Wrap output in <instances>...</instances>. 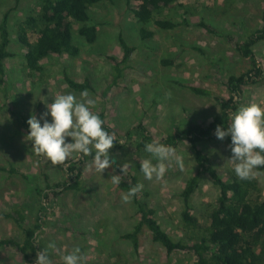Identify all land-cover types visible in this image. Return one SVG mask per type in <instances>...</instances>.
I'll list each match as a JSON object with an SVG mask.
<instances>
[{"label": "rangeland", "instance_id": "obj_1", "mask_svg": "<svg viewBox=\"0 0 264 264\" xmlns=\"http://www.w3.org/2000/svg\"><path fill=\"white\" fill-rule=\"evenodd\" d=\"M263 11V0H180L176 8L157 15L159 20L180 26L164 31L151 24L148 28L155 33L154 38L143 40L126 0L104 2L91 10L92 24L99 31L97 42L89 44L80 37V26L75 23L79 56H52L41 63V72H34L27 67V49L18 42V33L29 16L39 15L38 0H0V24L7 16L9 51L13 54L4 61L6 83L0 86V241L22 243L23 228H33L42 216L36 243L39 251L49 243L56 244V250L50 251L53 264H63L61 257L75 247L87 255L86 264H194L192 254L169 255L147 229L136 252L123 238L139 221L136 207L132 201L124 202L126 193L109 181L113 174L120 175L124 163L132 164L129 171L144 184L143 192L148 196L143 199L155 209L165 231L176 240L190 241L191 234L185 232L182 222V192L195 170L194 150L182 143L177 157L183 161V168L173 163L162 179L149 181L140 169L141 161L150 154L137 153L134 147L138 138L130 139L128 133L144 123L160 141L186 124L208 125L219 113L215 97L229 96L228 78L251 69L249 60L233 44L243 42L260 28ZM202 21L214 27L216 34L201 27ZM121 37L134 51L128 64L121 66L124 77L110 87L114 81L110 58L123 59ZM29 38L34 41L37 34L30 32ZM254 53L264 72V41L254 47ZM163 60H174V65L164 66ZM66 77L78 83L91 82L94 90H88L89 97L96 102L92 110L117 133L119 141L110 150L116 164L102 175L90 167L92 160L83 161L82 157L53 165L43 155L34 154L26 138L22 119L33 114L44 117L47 104L54 103L60 94L80 98L81 92L71 89ZM192 87L212 95H197ZM240 102H264V82L246 86ZM47 119L51 121L50 116ZM202 149L226 181L236 176L227 144L207 143ZM71 163L81 174L82 190L60 191L54 202L43 199L41 193H49L48 186L56 190L57 184L72 177L67 171ZM256 178L264 197V174ZM218 196L219 191L204 178L192 199L202 224H208ZM15 210L25 215L22 226L5 217ZM0 264L29 263L11 244L0 247Z\"/></svg>", "mask_w": 264, "mask_h": 264}, {"label": "trees", "instance_id": "obj_2", "mask_svg": "<svg viewBox=\"0 0 264 264\" xmlns=\"http://www.w3.org/2000/svg\"><path fill=\"white\" fill-rule=\"evenodd\" d=\"M180 0H126L130 12L134 15L138 25L140 37L143 40H151L155 33L149 30V25L154 24L161 30H174L180 26L179 23L170 20H159L157 15L166 10L176 8ZM104 2L113 0H38L40 13L38 16H29L24 25L19 29L18 42L27 49L26 64L29 70L41 72V63L52 56H68L76 58L81 49L75 42V23L79 24L78 34L89 44H95L99 38L96 25L92 24L91 10ZM264 3V0H263ZM7 16L0 24V86L5 85L4 61L13 54L9 51L11 44V32L7 23ZM200 26L207 31L216 34V29L210 24L202 21ZM35 32L37 38L31 41L29 33ZM264 41V11L261 26L250 34L243 42H234L237 52L251 63V69L240 75H232L228 78L226 86L229 96L215 97L219 105V113L208 124L189 123L184 125L161 143L172 145L178 150L182 143H188L194 150L195 170L188 179L182 192L183 212L182 222L186 233H190V241L176 240L169 235L160 222L156 219V211L143 199L148 194L143 190L131 201L136 207L138 223L133 231L123 236L130 241L136 252H139L141 236L147 229L155 243L160 244L169 255L175 253L192 254L195 258L194 264H264V197L259 181L254 179L241 181L236 176L226 181L211 163L208 155L202 147L207 143H224L229 147L231 138L221 141L217 139L215 131L217 126L228 127L232 114L240 107L244 88L251 84L264 82V72L261 62L256 58L254 47ZM120 45L123 50V59L118 61L110 58L113 65L114 81L110 87L116 85L124 77V69L134 51V48L121 37ZM162 65L172 66L174 60H163ZM69 87L77 92L94 90L91 82L78 83L66 77ZM197 95L210 96L209 91L191 88ZM107 98V93L105 94ZM101 119L104 120L103 116ZM29 119H22V127L29 134ZM105 130L113 131L104 124ZM130 139L137 137L134 150L137 153L145 151V144L152 142L155 138L148 131L144 123L128 133ZM156 140V139H155ZM119 141V140H118ZM117 141V142H118ZM92 156L82 157L83 161L92 160ZM5 170V169H2ZM71 173L64 184H57L56 190L48 186L49 193L42 194L43 199L54 202L60 197V191H81V174L76 165L71 163L67 169ZM264 174V168L258 170ZM120 175H123L119 170ZM206 178L218 191L216 199L208 215V224H202L195 215L192 199L200 188L202 180ZM136 174L128 173L123 176L119 188L125 193L130 187L140 184ZM13 219L22 226L25 215L15 210L5 216ZM42 216L33 228H23L24 239L20 243L17 240L0 241L1 246L11 244L17 246L24 259L29 264H35L39 252L36 243V232L42 228Z\"/></svg>", "mask_w": 264, "mask_h": 264}, {"label": "clouds", "instance_id": "obj_3", "mask_svg": "<svg viewBox=\"0 0 264 264\" xmlns=\"http://www.w3.org/2000/svg\"><path fill=\"white\" fill-rule=\"evenodd\" d=\"M95 104L87 90L80 93V98L72 93L60 94L54 103L47 104L44 117L37 118L33 114L27 121L29 134L26 137L33 145L32 152L43 155L53 165H65L68 160L92 156L90 167L102 175L116 164L110 150L117 144L118 137L115 131L105 130V121L92 110ZM215 135L221 141L231 138L230 161L235 163L234 173L239 180L254 179L258 170L264 168V102L241 105L232 114L228 127L218 125ZM145 151L150 155L141 161L140 171L149 181L162 179L173 163L183 168V161L177 157L172 145L154 139L145 144ZM131 167L132 164L124 163L121 167L123 175L113 174L109 182L119 186ZM143 188L142 183L130 187L122 197L124 202H131ZM55 250L56 244L49 243L37 253L35 264H53L50 251ZM61 259L63 264H86L87 255L75 247Z\"/></svg>", "mask_w": 264, "mask_h": 264}]
</instances>
